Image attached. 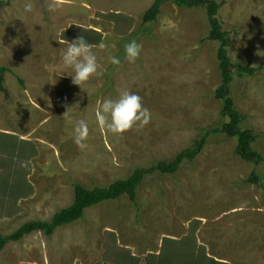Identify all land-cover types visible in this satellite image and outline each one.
Returning <instances> with one entry per match:
<instances>
[{
	"label": "rangeland",
	"instance_id": "374dc122",
	"mask_svg": "<svg viewBox=\"0 0 264 264\" xmlns=\"http://www.w3.org/2000/svg\"><path fill=\"white\" fill-rule=\"evenodd\" d=\"M154 1L10 0L0 10V67L9 70L0 92V133L36 150L24 163L32 194L17 203L15 216L0 218V235L48 221L70 206L74 183L106 187L134 169L172 161L204 130L225 122L214 97L221 85L219 45L207 40L205 10L168 1L154 23L143 25ZM213 1L222 4L218 19L232 41V63L264 67V0ZM52 2L59 5L55 11L48 9ZM80 35L100 37L92 50L103 75L78 86L62 54ZM132 40L142 45L135 62L124 54ZM122 90L142 97L151 121L114 134L98 123L97 112ZM231 98L245 118L242 129L258 136L253 148L264 159V70L235 75ZM80 119L89 126L84 148L74 140ZM236 146L235 138L211 134L195 161L184 162L177 174L144 180L138 208L126 197L95 206L52 237L34 233L8 244L0 264H103L118 246L144 259L158 253L164 239L191 234L200 253L217 262L264 264V163L243 161ZM253 173L263 177L262 188L246 182Z\"/></svg>",
	"mask_w": 264,
	"mask_h": 264
},
{
	"label": "trees",
	"instance_id": "16d2710c",
	"mask_svg": "<svg viewBox=\"0 0 264 264\" xmlns=\"http://www.w3.org/2000/svg\"><path fill=\"white\" fill-rule=\"evenodd\" d=\"M168 1L187 9L201 8L205 10L210 27L207 40L217 42L219 45L217 59L221 85L216 90L214 97L222 104L221 115L225 122L219 129L204 130L201 138L194 141L188 149L179 153L172 161H162L149 168L134 169L127 179L117 180L106 187H94L92 190H88L74 183V202L70 207L56 212L50 221L28 222L8 236L0 235V254L9 243L20 242L31 234L43 233L46 237H51L57 229L83 220L85 211L99 204L126 197L135 208H138V190L144 180L154 174L161 176L177 174L184 162L195 161L211 134L235 138L237 140L236 155L243 161L256 166L264 163L263 157L253 148L258 136L252 130L242 129L241 125L245 118L236 110L231 98V85L235 75L240 78L254 77L257 72L264 70V67L256 68L250 63L246 65L232 63L229 55L232 41L218 19V11L222 4L213 0H155L143 14L142 24L154 23L161 13L162 6ZM9 5L10 0H0V10ZM87 41L90 45H98L100 37ZM8 72V69L0 67V92ZM20 83L22 82L20 81ZM35 155L36 150L32 144L16 136L0 133V218L15 216L18 212L17 203L31 196L32 188L27 182L28 170L24 167V163ZM246 182L260 188L263 187V177L255 173L251 174ZM200 252L202 250L196 248L193 234L181 241L164 239L160 254L147 256L145 264H223ZM115 255L114 264H122L124 256ZM131 260L132 264H138V260L133 258Z\"/></svg>",
	"mask_w": 264,
	"mask_h": 264
},
{
	"label": "clouds",
	"instance_id": "9594fccd",
	"mask_svg": "<svg viewBox=\"0 0 264 264\" xmlns=\"http://www.w3.org/2000/svg\"><path fill=\"white\" fill-rule=\"evenodd\" d=\"M33 5L30 2L25 4V11H32ZM59 7L55 2L49 3V11H55ZM104 47V45H100ZM87 39L80 35L72 42H68L67 49L62 54V62L66 68L72 70L73 83L82 85L88 82L93 76H102L103 71L98 64L97 55L92 50ZM142 52V45L136 40L127 42L124 45L125 59L135 62ZM112 64H120V60L111 57ZM71 108H69L70 110ZM98 123L114 134H122L134 127L146 126L151 121V112L143 106L142 97L128 90H122L117 98H106L100 104L97 112ZM89 126L84 119H80L74 126V140L81 147L86 145L83 141L88 136Z\"/></svg>",
	"mask_w": 264,
	"mask_h": 264
},
{
	"label": "crops",
	"instance_id": "0c3cea01",
	"mask_svg": "<svg viewBox=\"0 0 264 264\" xmlns=\"http://www.w3.org/2000/svg\"><path fill=\"white\" fill-rule=\"evenodd\" d=\"M73 202H74V200H73ZM73 202H72V204H73ZM105 203H107V202H105ZM71 204V205H72ZM102 204H104V203H102ZM70 205V206H71ZM99 205H101V204H99ZM70 206H68V207H70ZM98 206V205H97ZM67 207V208H68ZM93 208V207H92ZM64 209H66V208H64ZM91 209V208H90ZM61 210H63V209H61ZM87 210H89V209H87ZM86 210V211H87ZM60 211V210H59ZM85 211V212H86ZM58 212V211H57ZM54 216V215H53ZM52 216V217H53ZM52 219V218H51ZM50 219V220H51ZM50 220H48V221H50ZM36 221H40V220H36ZM26 224V223H25ZM24 225V224H23ZM21 227V226H20ZM19 227V228H20ZM66 227V226H65ZM18 228V229H19ZM64 228V227H63ZM17 229V230H18ZM16 230V231H17ZM57 230H59V229H57ZM41 234H43V233H41ZM31 235H33V234H31ZM31 235H29V236H31ZM44 235V234H43ZM2 236V235H1ZM29 236H26V237H24L20 242H22L25 238H27V237H29ZM45 236V235H44ZM53 236V235H52ZM51 236V237H52ZM46 237V236H45ZM20 242H11V243H9V244H15V243H20ZM7 247V246H6ZM5 247V248H6ZM119 247V250L117 249L116 251H114L113 250V252H110V253H107L106 254V262H104L103 264H114L115 263V259H116V255L115 254H120V255H123L124 256V258H122V260L124 259V262L122 263V264H132V258L133 259H135V260H138V264H145V259H146V257L147 256H149V255H159L160 254V251L158 252V253H150V254H148L144 259H142V258H140V256H138V255H136V254H134V253H132V252H130V250L129 249H127V248H122V247H120V246H118ZM4 251V250H3ZM2 251V252H3ZM2 254V253H1ZM0 254V255H1Z\"/></svg>",
	"mask_w": 264,
	"mask_h": 264
}]
</instances>
